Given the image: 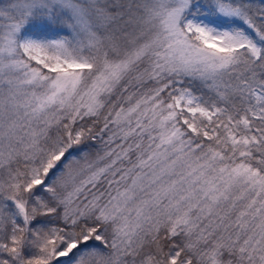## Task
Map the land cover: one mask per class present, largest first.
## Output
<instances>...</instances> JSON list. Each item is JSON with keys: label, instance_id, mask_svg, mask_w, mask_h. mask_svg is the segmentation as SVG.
<instances>
[{"label": "snow or ice", "instance_id": "6c2138e0", "mask_svg": "<svg viewBox=\"0 0 264 264\" xmlns=\"http://www.w3.org/2000/svg\"><path fill=\"white\" fill-rule=\"evenodd\" d=\"M0 264H264V0H0Z\"/></svg>", "mask_w": 264, "mask_h": 264}]
</instances>
